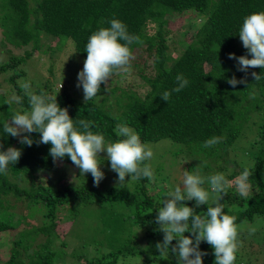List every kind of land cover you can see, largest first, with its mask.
Segmentation results:
<instances>
[{"label": "trees", "instance_id": "trees-1", "mask_svg": "<svg viewBox=\"0 0 264 264\" xmlns=\"http://www.w3.org/2000/svg\"><path fill=\"white\" fill-rule=\"evenodd\" d=\"M259 11H264V0H35L32 6L29 0H0L3 38L14 46L31 45L24 55L0 59V76L9 84L7 92L23 96L16 79L25 75L21 68L23 63L34 50H41L45 38L51 37L60 43L71 39L74 43L72 61L76 55L85 59V45L92 32L108 27V21L113 18L124 22L129 33L138 35L142 41L132 46L134 59L130 70L142 80L145 93L111 88V93L118 96L113 108L97 101L96 97L84 102L65 87L57 94L60 106H67L74 119L95 121L98 128L94 127L93 131L103 132L108 141L118 139L116 125L127 122L142 141L169 138L184 144L199 155L202 162L207 161L204 167L209 173L222 172L232 180L244 168H250L251 196L242 198L236 188L229 187L221 202L228 214L237 216L240 241L259 242V252L264 256V238L260 240L249 234L255 222L264 220V69H249L247 87L237 84L233 88L227 82L233 75L237 79L245 77L244 72L238 71L237 61L229 59L228 54H248L239 44L238 32L243 19ZM176 14L199 23L184 34L179 42L182 49L173 55L168 43L169 17ZM252 71L261 73L260 81L254 80ZM177 74H183L189 84L181 92L172 93L166 102L160 95L175 87ZM104 87L102 84L100 92ZM32 90L37 93L44 90L53 95L58 92H50L47 85ZM253 90L257 92L255 99L249 96ZM7 101L6 95L0 93V133L4 121L28 108L26 97L21 104ZM250 122L256 123L253 133V137H257L256 153L237 169L229 163L236 164L229 152ZM30 135L33 144L29 147L21 145L19 138L0 134L4 149L14 146L22 151L18 162L9 165L6 174H0V234L8 231L12 235L6 257L0 255V264H65L66 258H71L74 264H126L131 258L138 260V264H177L175 256L162 257L155 247L163 239L155 216L166 191L161 189L151 194L147 179L132 180L127 187L112 186L104 190L83 185L47 184L37 170L51 169L54 164H73L67 157L53 163L50 145L36 143L39 133ZM212 136L222 137V141L204 148L203 143ZM229 166L232 170H228ZM10 196L26 203L27 216L40 212L42 223L32 224L29 229L21 228L22 225L15 228V214L9 211L13 206L8 199ZM187 203L195 207L194 201ZM92 204L97 206L98 215L94 216L97 215L101 226L98 227L101 237L94 242L108 247V251L99 258H88L85 252L79 256L75 252L68 254L67 244L57 229V214L64 209L67 219L82 224L85 222L81 214ZM206 208L207 205H201L195 210L199 213ZM23 219L26 218L21 215L16 222ZM138 236L144 240V245L139 243ZM199 247L208 253L202 258L203 264H214L212 247L203 241ZM254 262L252 254L241 243L235 264Z\"/></svg>", "mask_w": 264, "mask_h": 264}, {"label": "clouds", "instance_id": "clouds-1", "mask_svg": "<svg viewBox=\"0 0 264 264\" xmlns=\"http://www.w3.org/2000/svg\"><path fill=\"white\" fill-rule=\"evenodd\" d=\"M108 24V27H100L92 32L85 45L87 55L83 68L77 73L76 84L78 88L82 86L84 102L96 97L101 85H106L114 74L130 72L134 59L132 46L142 43L138 35L129 33L127 25L121 20L113 18ZM238 35L248 54H228L229 59L237 61L238 71L245 73V77L240 79L235 75L228 78L227 82L233 88L237 84L248 86L246 76L250 68L264 69V11L247 15ZM251 76L255 81L262 78L261 73L255 71L251 72ZM175 79V87L160 95L162 100L168 102L172 93L181 92L189 84L183 74H177ZM20 87L23 96L14 93L7 103L21 104L26 97L28 108L17 111L4 121L0 134L19 138L21 145L30 147L33 144L30 134L39 133L36 143L50 145L49 155L53 163L67 157L79 169V175L85 177V174H91L96 186L105 177L101 168L105 159L110 162V169L117 173L119 185L126 184L130 179L155 181V172L146 163L154 156L153 147L142 142L138 132L127 122L117 124L118 139L108 141L103 132L93 131L94 127L98 128L95 121L74 119L69 115L67 106H60L57 94L62 84L55 95L44 90L37 93L27 81ZM249 96L255 99L257 92L253 90ZM221 141L222 137L212 136L203 143V147L211 148ZM101 153L106 155L102 156ZM21 155V149L14 146L4 149L0 143V174H6L9 165L17 163ZM206 164L207 161H203L192 171L184 169L182 184L166 191L161 197V206L156 210L155 223L158 230L163 232V239L155 247L162 257L175 256L177 264H203L202 258L208 253L200 249L202 241L212 247L214 264H235L236 253L241 246L237 216L225 211L221 199L233 186L242 198H249L252 194V171L246 167L229 180L222 172L205 176L203 168ZM205 184L216 194L211 204L210 192ZM189 201H194L195 207L189 206ZM201 205H207L206 211L196 212L195 208ZM186 232L190 235H185ZM254 232L255 228L249 229V234Z\"/></svg>", "mask_w": 264, "mask_h": 264}, {"label": "rangeland", "instance_id": "rangeland-1", "mask_svg": "<svg viewBox=\"0 0 264 264\" xmlns=\"http://www.w3.org/2000/svg\"><path fill=\"white\" fill-rule=\"evenodd\" d=\"M29 4L32 6L35 4V0H29ZM169 39L168 43L173 55H177L178 51L182 49L179 42L183 39L184 34L189 30H192V27L199 21L193 22L191 18H185L184 15L176 14L169 17ZM241 46L242 42L239 40ZM31 49L30 44H25L23 46H14L3 38L2 28L0 27V59H8L11 55H24L26 50ZM57 49V50H56ZM74 43L71 39L60 43L54 38L47 37L43 40V45L41 50H34L32 55L23 63L22 69L25 71L24 76L17 78V82L22 84L27 81L31 84L32 89H36L38 86L47 85L50 87V92L55 93L59 90L60 85L62 84L63 88H67L70 93L79 99H83V89L82 86L78 88L77 84V73L83 68L84 58L81 55H76L72 61L71 54H73ZM67 59V60H66ZM66 60V61H65ZM135 71L130 70L129 73H116L113 77L110 78L109 83H107L102 92H100L96 99L99 102H104L106 105L113 108L116 107L115 101L117 100V95H113L110 91L111 88H128L135 90L139 93H145L144 86H141L142 80L134 73ZM9 84L0 76V93L6 95L9 99L12 95L7 92L9 91ZM251 121V120H250ZM250 125V126H249ZM249 128L245 130L244 134L240 135L234 142L232 151L229 153V157L233 158L236 161V164L233 161H230V165L239 169L246 163L247 160L254 156L256 153L254 142L257 137H253L255 132L256 123L250 122L248 124ZM114 141V140H109ZM150 144L153 147L154 156L151 160L146 161L150 164L155 172V181H150L147 188L149 192L158 193L159 190L163 189L168 191L173 189L177 185L182 184L183 180V171L187 169L192 171L194 166H198L202 161L200 160L199 155L195 152H192L187 149V147L176 141H172L169 138H162L158 141H142ZM102 156H105L106 153H101ZM243 157V158H242ZM185 161V162H184ZM184 162V163H182ZM229 166L228 170H232L233 167ZM239 166V167H238ZM101 168L105 173L104 179L100 182L99 186L94 185L93 178L91 174H85V177L79 175V169L75 166L65 165V164H54L51 169H39L37 174L43 178L47 184H53L56 187L61 186H87L93 187L97 190H104L112 186H128V183L132 182L130 179L124 185L117 184V173L110 169V162L105 159L101 164ZM203 174L205 176L212 175L209 173L205 167L203 168ZM126 179L129 177L126 176ZM206 189L209 190V204L212 203L213 197L216 195L210 191L209 185L205 184ZM235 189V187L233 186ZM12 208L9 211L14 212L13 221H15V228L18 225H22L21 228H31V225L34 224L39 226L42 223V217L40 212L33 217L27 216L29 210L26 206V203L22 200H16L14 197L10 196L9 198ZM67 211L62 209L57 214V229L61 234V239L67 244L65 250L68 254L76 253V256H79L80 253L85 252L88 258H99L103 252L108 251V247L104 248L99 244H95V238L100 239L101 232L98 227L99 221L97 220L98 209L96 204H92L87 211L81 214L82 219L85 223H76L67 219ZM94 214H97L94 216ZM24 216L26 219L18 221L19 216ZM91 216V217H90ZM264 217V216H262ZM81 219V220H82ZM26 222L29 224L27 225ZM26 224V225H25ZM246 225V224H245ZM251 228H255L254 234L258 239L264 238V220L255 222ZM250 228V229H251ZM18 229V228H17ZM16 232V231H15ZM138 235L141 236L140 231L138 230ZM12 237L10 232L5 234H0V255L1 257H6L10 245V238ZM39 240V239H38ZM137 240H140L138 236ZM135 240V242L137 241ZM144 240H140L139 243L144 245ZM242 245L252 254L254 264H264V256L261 251L259 242L253 241H241ZM251 243V244H249ZM249 244V245H247ZM132 260L126 264H138L139 261L131 258ZM65 264H74L71 261V258L65 259Z\"/></svg>", "mask_w": 264, "mask_h": 264}]
</instances>
